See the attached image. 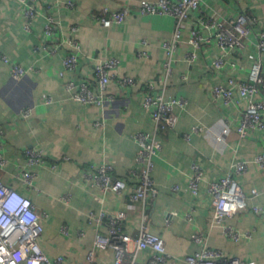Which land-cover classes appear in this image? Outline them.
<instances>
[{"label":"crops","instance_id":"1","mask_svg":"<svg viewBox=\"0 0 264 264\" xmlns=\"http://www.w3.org/2000/svg\"><path fill=\"white\" fill-rule=\"evenodd\" d=\"M141 1L38 0V15L31 21L26 5L0 0V155L4 158L0 180L34 202L44 226L40 245L52 260L62 256L70 263L88 262L96 234H109L106 224L90 222L89 213L106 209L123 218L131 236L137 237L143 224L161 235L169 253L180 259L178 264H187L184 259L196 248L192 236L199 231L205 233L210 248L264 264V211L252 209L264 208V169L255 162L256 155L264 153V132L242 136L237 131L248 98L229 105L213 97L216 84L229 78L247 81L254 62L264 68L257 35L264 29V0L201 1L194 18L215 14L229 22L246 14L252 32L246 48L228 56L225 69L216 70L211 64L220 51L213 43L203 46L194 62L188 61L187 41L195 25L190 22L166 89L168 97L183 98L186 105L176 108L177 126L162 130L143 107V94L148 82L158 81L163 74L167 54L162 45L172 38L175 19L138 13ZM124 7L134 11L123 23L103 26L99 16L105 9ZM50 17L60 30L57 40L72 36L81 44L76 71L65 68L68 47L55 55L43 47ZM111 57L120 60L107 89L112 98L103 106L74 99L66 84L81 78L96 82L95 65ZM12 64L25 69L21 79L14 77ZM125 76L134 77L137 84L123 87L119 79ZM195 126L201 131L194 132ZM141 131L162 144L153 173L158 193L145 204H133L130 196L138 179L131 171L140 168L135 136ZM31 148L43 153L42 164H29ZM195 160L205 172L197 194L190 187ZM239 162H247L248 169L235 177L251 199L249 208L225 221L242 234L236 241L224 234L223 227L212 224L215 208L209 183L226 176ZM103 165L111 166L113 176L126 182L123 193L104 191L99 185L96 176ZM25 172L35 174L31 186L24 180ZM253 190L261 195L252 198ZM148 256L147 251L141 254L142 259ZM95 260L113 264L115 254L96 249Z\"/></svg>","mask_w":264,"mask_h":264},{"label":"built area","instance_id":"2","mask_svg":"<svg viewBox=\"0 0 264 264\" xmlns=\"http://www.w3.org/2000/svg\"><path fill=\"white\" fill-rule=\"evenodd\" d=\"M26 5V15L32 21L38 15V0H18ZM202 0H142L137 7V12L144 15H170L175 19V28L170 40L163 42L167 60L164 63V71L158 81H150L146 85L143 94V107L150 112L159 129H174L180 119L176 108H185L186 101L183 98L166 94L169 79L173 75L176 62V53L184 42L185 31L191 21L195 23L190 31L188 44L191 46L188 61L194 62L203 46L213 43L220 51V56L212 62L216 70H223L229 64L228 56L232 53L244 50L247 40L252 32L250 19L246 14H240L229 22L212 15H200L194 18V12L198 11ZM73 4H71L72 6ZM134 10L124 7L119 11L105 9L99 16L103 26L109 28L114 24L123 23ZM30 30L31 23L28 22ZM60 30L55 20L50 17L46 25L48 41L44 48L51 54H57L63 47H68L69 52L65 57L64 65L69 71H76L79 67L82 52L81 44L72 36L57 40ZM258 48L264 54V29L258 32ZM141 55H146L143 52ZM7 63L10 60L4 57ZM120 65V60L115 57L99 60L94 67L96 82L87 78L73 79L66 84L68 91L72 92L74 99L83 103L103 106L112 98L107 93L108 86L113 79L114 70ZM12 72L15 78L21 79L25 75V69L19 64H12ZM123 87H131L137 84L134 77L125 76L119 79ZM157 83L162 85L158 89ZM264 96V68L260 62H254L250 69L247 81L229 78L224 83L213 87L215 100L226 104H237L241 98L249 99V106L241 113L237 131L246 135L251 132H264V97L256 100L258 95ZM52 103V98L48 100ZM200 126H195L193 131H201ZM140 149L136 157L139 169L132 170L131 175L138 179L130 199L133 204L148 201V198L157 195L155 179V159L161 154L162 144L156 136L146 132H139L135 136ZM190 136L187 135V138ZM28 162L38 165L44 162L43 153L37 149L27 150ZM4 158L0 155V164ZM255 162L264 169V153L257 154ZM248 169L247 162H239L235 169L219 180L209 183V192L213 196L215 214L212 224L223 227L224 234L234 240H240L242 234L233 226L225 224L237 212L249 208L251 199L242 189L235 175L244 174ZM192 176L190 187L194 194L199 192L204 178V168L199 160L192 164ZM24 180L32 185L34 173L25 172ZM97 181L104 191H114L118 194L124 192L126 182L116 178L112 174V167L103 165L98 169ZM261 195V191L253 190L252 198ZM256 213H262L264 208L258 205L252 206ZM91 223L98 226L106 224L109 234L98 232L94 241V249L88 255L86 263H70L64 257L52 260L40 245V238L44 233V226L34 202L14 188L7 186L0 180V264H97L95 250H112L115 254L113 264H178L180 259L172 256L167 250L164 238L151 232L143 224L137 237L131 236L125 231L123 218L117 214H111L106 209L100 212L89 213ZM196 248L184 261L187 264H256L254 261H243L236 257H228L222 251L210 248L203 231L196 232L193 236ZM149 252L148 258L142 259L143 252Z\"/></svg>","mask_w":264,"mask_h":264}]
</instances>
